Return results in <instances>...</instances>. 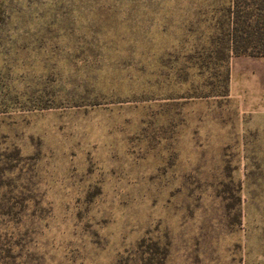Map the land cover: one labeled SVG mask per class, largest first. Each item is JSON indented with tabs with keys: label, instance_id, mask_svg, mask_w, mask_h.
I'll list each match as a JSON object with an SVG mask.
<instances>
[{
	"label": "rangeland",
	"instance_id": "1",
	"mask_svg": "<svg viewBox=\"0 0 264 264\" xmlns=\"http://www.w3.org/2000/svg\"><path fill=\"white\" fill-rule=\"evenodd\" d=\"M205 4L51 3L63 37L0 47V264H264V56L202 96L222 77L188 56Z\"/></svg>",
	"mask_w": 264,
	"mask_h": 264
},
{
	"label": "trees",
	"instance_id": "2",
	"mask_svg": "<svg viewBox=\"0 0 264 264\" xmlns=\"http://www.w3.org/2000/svg\"><path fill=\"white\" fill-rule=\"evenodd\" d=\"M6 1L7 8V20L8 23L12 24V30H18L12 38L7 37L6 40L0 39V47H6L8 45V50L10 49L13 52V60L17 59L18 56L22 53L23 61H26L25 58L33 50H38V54L41 53L42 41L45 38V34L50 31L56 30V33L53 37L54 40L60 39L63 37L66 32V27L62 26V21L52 20L54 12L51 10V6L46 7V5H51V3L58 2H70V3H79L89 0H35L43 6L40 8V13H36L35 19L39 23L34 24L32 28L26 30L28 22L26 21L29 14L30 2L32 0H2ZM100 1V0H99ZM111 3H136L137 0H104ZM205 4L204 9H200L197 13H202L201 21L205 27L200 32V36L204 38V41L198 49L197 44L193 48L194 54L188 55L191 57H197L200 59V66H206L214 69V72L217 71V68H220V72H217V75H222L220 79H217L214 87L215 90L211 92L204 93L202 96H220L224 97L228 95L229 90V60L232 56H264V0H200ZM49 2V3H47ZM31 11V10H30ZM43 13H49L50 16L47 20V17H43ZM32 14V11H31ZM57 17V14H55ZM63 17V14L60 15V18ZM34 19V20H35ZM52 20V21H51ZM27 22V23H26ZM18 24L16 27L15 24ZM54 25V28L53 26ZM110 26V25H109ZM114 28H107L104 31H111L114 37H119L128 30V27L125 29H117L116 25H113ZM32 31V32H30ZM8 32V31H7ZM117 32V34H116ZM111 36V34H110ZM30 38L36 42L30 41ZM200 38V37H198ZM9 39V40H8ZM56 47V42L53 46ZM53 51V50H52ZM50 51V54L52 53ZM195 55V56H194ZM45 58L48 55H45ZM30 59V58H29ZM2 62H5V60ZM5 65H0V76ZM10 67V66H9ZM7 67L4 68V70ZM223 73V74H222ZM11 89L12 87L7 86ZM3 90V85L0 83V91ZM50 91L47 90V87L44 86V94ZM54 91L52 92V94ZM36 108L37 109H49L52 107L58 106L57 103H51L52 101H44L39 95ZM55 98V97H54ZM57 100V99H52ZM76 102L81 101H74ZM79 105V103L77 104ZM3 107H0V111H6V106L2 103ZM18 149L15 151V154L18 155ZM2 199V198H1ZM10 200V197L8 201Z\"/></svg>",
	"mask_w": 264,
	"mask_h": 264
},
{
	"label": "crops",
	"instance_id": "3",
	"mask_svg": "<svg viewBox=\"0 0 264 264\" xmlns=\"http://www.w3.org/2000/svg\"><path fill=\"white\" fill-rule=\"evenodd\" d=\"M232 57H240V56H232ZM232 57H231V58H232ZM246 57H254V56H246ZM231 58H230V59H231Z\"/></svg>",
	"mask_w": 264,
	"mask_h": 264
}]
</instances>
